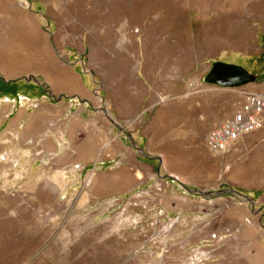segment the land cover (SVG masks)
I'll return each instance as SVG.
<instances>
[{"label":"crops","instance_id":"1","mask_svg":"<svg viewBox=\"0 0 264 264\" xmlns=\"http://www.w3.org/2000/svg\"><path fill=\"white\" fill-rule=\"evenodd\" d=\"M17 1L0 4V42H11L15 57L25 55L24 42L36 44L31 66L0 64L1 161L31 168L84 202L169 186L178 193L170 214L183 249L203 239L194 255L207 252V264H264V180L207 184L204 209L200 189L187 187L198 184L202 164L184 153L198 154L199 138L203 144L205 132L231 113L217 100L226 90L203 81L169 87L146 66L87 65L81 31L72 22L61 27L71 0ZM235 168L249 174L248 164Z\"/></svg>","mask_w":264,"mask_h":264},{"label":"rangeland","instance_id":"2","mask_svg":"<svg viewBox=\"0 0 264 264\" xmlns=\"http://www.w3.org/2000/svg\"><path fill=\"white\" fill-rule=\"evenodd\" d=\"M63 11L61 27L72 22L77 34L81 31V59L87 65L146 66L154 76L167 77L170 87L201 82L210 61L220 60L256 76L237 86L210 85L226 90L217 93L226 111L236 108L242 92H264V0H71ZM35 44L24 42L25 55L15 57L11 42H0V52L7 54L0 64L9 70L31 66ZM196 143L200 152L184 158L202 164L194 176L198 184L187 186L200 189L201 209L207 207L208 194L202 192L207 184L234 187L264 180V121L222 158L207 152L201 138ZM14 164L0 157V264L208 263L207 252L194 255L206 241H189L184 249L177 242V218L170 214L175 189L149 192L141 185L139 191L84 202L57 192L51 178ZM247 164V175L235 168ZM186 175L192 177L190 169Z\"/></svg>","mask_w":264,"mask_h":264},{"label":"built area","instance_id":"3","mask_svg":"<svg viewBox=\"0 0 264 264\" xmlns=\"http://www.w3.org/2000/svg\"><path fill=\"white\" fill-rule=\"evenodd\" d=\"M264 121V92H242L236 108L203 136V145L214 156L224 157L242 138ZM214 236V233H210Z\"/></svg>","mask_w":264,"mask_h":264},{"label":"water","instance_id":"4","mask_svg":"<svg viewBox=\"0 0 264 264\" xmlns=\"http://www.w3.org/2000/svg\"><path fill=\"white\" fill-rule=\"evenodd\" d=\"M201 78L217 86H237L255 80L256 76L238 64L212 60Z\"/></svg>","mask_w":264,"mask_h":264},{"label":"bare ground","instance_id":"5","mask_svg":"<svg viewBox=\"0 0 264 264\" xmlns=\"http://www.w3.org/2000/svg\"><path fill=\"white\" fill-rule=\"evenodd\" d=\"M146 6H148V5H146ZM154 6H156V5H149V7L151 8V9H153L154 8ZM139 7V9H140V5H136V9ZM145 7V6H144ZM147 10V9H146ZM149 11V10H148ZM150 13V12H149ZM154 29V28H153ZM150 38V37H149ZM165 45V44H164ZM159 47V46H158ZM175 48V47H174ZM162 50V49H161ZM198 83V80H196L193 84H197ZM244 140V139H243Z\"/></svg>","mask_w":264,"mask_h":264}]
</instances>
